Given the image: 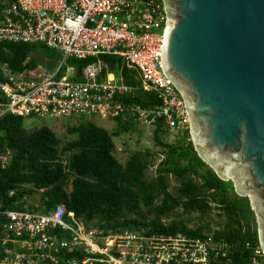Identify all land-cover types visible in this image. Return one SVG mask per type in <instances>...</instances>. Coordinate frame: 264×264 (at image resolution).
<instances>
[{"label":"built area","instance_id":"obj_1","mask_svg":"<svg viewBox=\"0 0 264 264\" xmlns=\"http://www.w3.org/2000/svg\"><path fill=\"white\" fill-rule=\"evenodd\" d=\"M167 26L163 0H12L0 10V41L43 45L69 58L111 55L134 69L146 91L157 93L160 104L136 107L139 119L163 118L165 127L192 141L181 93L162 67V44ZM105 63L95 62L76 81L72 66L22 72L4 70L0 78V117L62 119L76 124L110 116L125 107L116 101L135 91L110 72L98 80ZM152 115V119L149 116ZM10 151L1 156L4 167ZM0 222V264H237V245L213 233L201 237L148 236L144 228L103 234L59 204L49 213L6 210ZM71 214V216H68ZM243 230L245 222L241 221ZM251 231L257 224L249 223ZM258 233V228H257ZM246 264H264L258 243L246 242ZM82 250V258L69 257ZM67 253V254H66Z\"/></svg>","mask_w":264,"mask_h":264},{"label":"trees","instance_id":"obj_2","mask_svg":"<svg viewBox=\"0 0 264 264\" xmlns=\"http://www.w3.org/2000/svg\"><path fill=\"white\" fill-rule=\"evenodd\" d=\"M11 1L0 0V10ZM37 47L45 46L0 41V78L4 70L17 73L38 68L39 60L34 56ZM100 57L106 66L98 80L113 72L135 89L115 97L125 107L109 116L118 129L110 131L94 118L82 120L68 125L67 131L73 137L63 143L47 126L27 130L23 116L0 117V222H4L2 213L6 210L49 213L64 204L87 229H97L103 234L140 228L148 236L201 237L213 233L236 244L233 259L237 264H246L250 251L245 243H258L257 228L251 231L249 227V223L256 225L250 200L239 196L232 181L221 180L199 157L192 142L186 141L189 134L180 136L176 143L166 142L162 136L169 130L164 119L153 121V137L165 158L151 178L146 172L155 162L153 154L134 152L125 163L116 157L114 138L132 130L133 119L139 117L132 110L136 107L150 110L160 100L155 91L142 88L137 72L123 65L120 58ZM96 60V57L69 58L68 65L76 68L74 80H83L84 69ZM7 151L10 161L2 167L1 156ZM170 174L179 181L176 195L169 191ZM38 194L40 204L28 206L27 199ZM179 208L184 213L201 216L216 209L223 221L217 229H211L208 223L190 227V220L181 214L166 222ZM241 221L245 222L244 230ZM67 255L82 258L84 252L72 251Z\"/></svg>","mask_w":264,"mask_h":264},{"label":"water","instance_id":"obj_3","mask_svg":"<svg viewBox=\"0 0 264 264\" xmlns=\"http://www.w3.org/2000/svg\"><path fill=\"white\" fill-rule=\"evenodd\" d=\"M162 67L199 157L250 200L264 252V0H163Z\"/></svg>","mask_w":264,"mask_h":264},{"label":"rangeland","instance_id":"obj_4","mask_svg":"<svg viewBox=\"0 0 264 264\" xmlns=\"http://www.w3.org/2000/svg\"><path fill=\"white\" fill-rule=\"evenodd\" d=\"M34 56L39 60V67L43 69L54 70L58 67L63 66V69L68 65V62H63L62 55L50 48L46 47H37ZM96 62L102 63V57L97 58ZM76 68L73 67V73H75ZM94 121L100 125L104 126L110 131L118 129V124L110 120L109 116H97L94 118ZM134 128L132 130H128L126 132L121 133L120 136L114 138L116 143V157L122 162L130 157L134 152H149L155 156V162L152 166L147 169L148 178L154 177L156 175V168L161 160L165 158L163 155V150L161 147L156 145L154 137H153V122L150 124L145 122L144 119H133ZM72 124L70 122L64 121L62 119H51V118H26L25 117V126L27 130L32 131L40 126H47L52 129L58 137L65 143L70 140L73 136H70L67 129L68 125ZM163 140L170 143H176L180 135H176L172 132H168L163 135ZM192 142V141H191ZM193 144V142H192ZM66 162V158L64 159ZM169 191L176 195L177 188L179 186V181L173 175H169ZM40 195H35L33 198L27 199V205H35L38 206L40 204ZM218 211L216 209L212 210L209 215L201 216L199 213H184L182 208L176 210L175 214H172L170 218L165 220L169 222L171 219L177 217L178 214H181V217L190 220V227H197L198 225L209 224L211 229H217L220 227L219 223L223 221V219L219 218L217 215Z\"/></svg>","mask_w":264,"mask_h":264},{"label":"bare ground","instance_id":"obj_5","mask_svg":"<svg viewBox=\"0 0 264 264\" xmlns=\"http://www.w3.org/2000/svg\"><path fill=\"white\" fill-rule=\"evenodd\" d=\"M68 216H71V214H68Z\"/></svg>","mask_w":264,"mask_h":264}]
</instances>
